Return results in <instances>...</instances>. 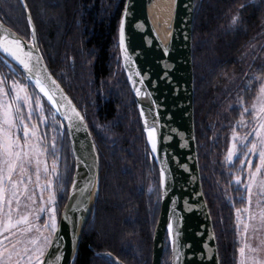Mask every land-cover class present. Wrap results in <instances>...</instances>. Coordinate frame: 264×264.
<instances>
[{"label":"trees","instance_id":"obj_1","mask_svg":"<svg viewBox=\"0 0 264 264\" xmlns=\"http://www.w3.org/2000/svg\"><path fill=\"white\" fill-rule=\"evenodd\" d=\"M195 1L192 59L202 185L221 264H238L242 241L237 215L248 204L243 184L246 149H241L231 163L224 164L223 160L232 125L253 103L264 80V65L247 64L243 57L264 37V0ZM26 2L45 61L81 110L100 155V194L75 264H115L111 258L99 257L102 252L126 264H151L161 211L160 176L155 161L153 167L151 164L154 153L142 128L118 47L126 0ZM234 15L239 17L235 25L231 23ZM0 18L22 38L31 39L20 0H0ZM263 53L264 48L260 51ZM5 66L1 60L0 69ZM20 78L40 107L33 105L31 119L23 115L24 123L30 130L36 125L35 140L45 150L46 164L48 161L52 167L56 161L52 207L58 224L75 170L71 145L48 101L21 73ZM171 258L167 243L162 264H171Z\"/></svg>","mask_w":264,"mask_h":264},{"label":"water","instance_id":"obj_2","mask_svg":"<svg viewBox=\"0 0 264 264\" xmlns=\"http://www.w3.org/2000/svg\"><path fill=\"white\" fill-rule=\"evenodd\" d=\"M158 1L126 0L118 32L123 70L135 96L151 150L146 127L156 130L157 149L152 150L151 164L153 167L155 161L160 176L161 211L154 231L151 264L163 263L167 243L171 264H221L214 222L204 195L196 139L192 59L196 1L172 0L169 33L165 30L167 17L160 13ZM20 3L32 37L30 40L22 38L0 18V59L7 67H16L42 94L59 118L62 130L68 134L75 170L46 256L54 253L60 256L58 264H75L83 233L100 194V155L81 110L45 61L26 0ZM154 14L156 23L153 22ZM13 41H19V47ZM3 45L15 51L30 67L39 58V76L53 90L55 105L36 86L37 73L27 72L18 60L3 50ZM72 108L83 120L75 116ZM169 224L172 225L171 234ZM98 256L111 258L115 264H126L110 253L102 252Z\"/></svg>","mask_w":264,"mask_h":264},{"label":"snow or ice","instance_id":"obj_3","mask_svg":"<svg viewBox=\"0 0 264 264\" xmlns=\"http://www.w3.org/2000/svg\"><path fill=\"white\" fill-rule=\"evenodd\" d=\"M243 7V5H241ZM239 20L238 15L232 17L231 23L233 25L237 24ZM123 30H121V45L123 46ZM19 47V41H13ZM3 50L10 53L20 64L23 65L24 69L29 72H36L37 78L35 80L36 86L40 89L41 92L51 101L54 105L57 101L54 98V92L51 88L47 86L45 81L39 76V58L35 65L29 66V63L21 59V57L7 45H3ZM51 84L55 86L56 82L51 81ZM13 89L17 90L16 99H19V92L24 91L23 85L13 84ZM3 91V89H0ZM261 91L264 92V86H262ZM139 94V90H137ZM29 97L27 94L24 96V100L27 101ZM39 103V100H37ZM71 111L78 117L80 120H83V117L80 116L79 112L75 108H72ZM247 111V109H245ZM71 119V117H67ZM27 119H31V111L28 114ZM14 120L19 121L15 123ZM4 127H0V214H2L3 219L0 220V248H3V251H0V264H20L21 259L27 257L25 264H58L60 261V256L55 255L54 253H48L46 256V250L51 246L52 240L48 236H43V241L41 242V236L43 235V229L36 227L35 231L40 233V235H33L31 238L21 239L24 233L31 232L34 227V222L29 221V210L33 215V220H38L40 217L38 213L50 212L52 213L49 217L51 221V230L54 232L57 227L56 215L54 208H45L41 204L38 208H32L31 205L35 204V193H30L25 197L24 207L22 208L21 197L25 196V192L28 191V183H31V175L27 176V182H25L24 177L27 175L28 166H31L35 162V174H36V183L39 186L40 181V172L41 164H44L43 171L45 174L49 172L48 166L45 161L40 157L43 155L44 149H41L37 144L32 143L31 137L36 136V125H32L31 130L29 129L28 124L24 123V117L20 112L19 107L16 109L15 117L13 116L12 106L8 105L4 108L3 119L0 121ZM58 123V122H57ZM155 123V122H153ZM20 127L23 128V138L16 135L12 129ZM260 129H264V122L260 123ZM148 133V138L152 144V150L156 151L157 144L155 139V128L146 127ZM235 135V133H234ZM256 135L261 137V132L259 129H256ZM23 139V143H21ZM242 139H247V136ZM55 138H53V150L55 149ZM257 143L260 145L259 148V160L260 164L256 166V170L259 171L261 167H264V137H261L256 143H252V147L249 149V152H255L257 150ZM242 147L247 148L248 145L244 144ZM54 154V153H53ZM248 155V153H244ZM233 156V151L229 150L228 159L231 160ZM251 164V161H249ZM57 171L56 161H53L51 172L55 173ZM163 178V171L161 173ZM256 173L252 172L249 174L250 182L247 185L249 194H251L252 183ZM16 176L17 178H14ZM237 182L239 183V177H237ZM53 181L49 179L47 181V188H50ZM264 185V181L261 182ZM23 186V187H21ZM44 189H42L43 191ZM8 193L7 198L5 193ZM43 196L41 195V200ZM54 193L49 194L48 203H54ZM30 201L31 204L27 202ZM15 202V216L13 203ZM5 207L7 211H5ZM24 225V227H20ZM45 228L48 227L47 222H45ZM169 232L171 234L172 225L169 224ZM20 234L18 236L17 234ZM7 242L8 247L4 248V243ZM23 243L24 247L19 249V245ZM31 246V247H29ZM7 252L8 258L4 259V253ZM15 255L20 259L15 262L11 257ZM54 257V258H53Z\"/></svg>","mask_w":264,"mask_h":264},{"label":"rangeland","instance_id":"obj_4","mask_svg":"<svg viewBox=\"0 0 264 264\" xmlns=\"http://www.w3.org/2000/svg\"><path fill=\"white\" fill-rule=\"evenodd\" d=\"M264 48V37L257 40L254 46L249 50L246 51L243 57H246L247 64H257L264 65V53L260 54L261 49ZM260 54V55H259ZM262 57V58H261ZM264 79V77H263ZM16 85H23L24 91L19 92V99H16L17 90L13 89V85L11 86V90L9 92L5 89L4 81L1 79V72H0V121L3 119V111L4 108L8 105L12 106L13 116L15 117L16 109L19 107L20 112L22 115L29 114L31 111V107L33 105L39 106L37 100L34 98L32 90L28 88V84L20 83ZM262 86H264V80L259 87V92L256 98L253 100L249 106L242 111V118L239 122L233 124V129L229 134L228 144L225 151L224 157V164L231 163L233 160L238 156L241 149H246V153L243 160L246 166V177L244 188L246 189L248 195V204L247 207L238 212L237 218V230L239 231V239L242 241V246L240 249V256L238 259V264H264V185H262V181H264V167H261L259 171L256 170V166L260 164L259 160V148L260 145L257 143V150L255 152H249V149L252 147V143H256L261 137H264V129H260V123L264 122V92L261 91ZM27 94L29 99L27 101L24 100V96ZM14 101V104H13ZM15 106V107H14ZM247 109V111H245ZM42 114V111H38ZM32 116V112H31ZM16 122V120H14ZM19 123V121H17ZM0 127H4L2 123H0ZM256 129H259L261 132V137L256 135ZM12 131L23 138V128L20 127L19 130L17 128H13ZM235 133V135H234ZM41 135V134H40ZM47 135V134H46ZM42 136V135H41ZM40 136V140H41ZM247 136V139H242L243 137ZM36 137H31V141L34 144H37ZM21 143H23V139H21ZM244 144H247L248 147H242ZM229 150L233 151L232 159H228ZM43 161L44 155L40 157ZM251 161V164H249ZM46 162V161H45ZM255 162L257 164L255 165ZM47 166L49 172L47 174L44 173L43 168L44 164H41V172H40V181L39 186L36 183V174H35V162L31 166H28L27 175L24 177L25 182H27V176L31 175V183H28V191L25 192V196L21 197L22 205L24 207L25 197L30 193H35V204H32V208H38L41 204L44 205L45 208H53L52 204L48 203V198L50 193H54V175L55 173L51 172L50 163L47 161ZM255 172V178L251 181L252 183V190L251 194H249L247 185L250 182L249 174ZM14 178H17L14 176ZM51 179L53 181L50 188H47V181ZM240 180V179H239ZM23 187V186H21ZM42 189H44L42 191ZM8 193H5V197L7 198ZM41 195L43 199L41 200ZM31 204L30 201L27 202ZM14 208V216H15V202L13 203ZM5 211L7 208L5 207ZM29 221L34 222V227L31 232L24 233L21 239L24 238H31L33 235H40L35 231L36 227H40L43 229V235L41 236V242L43 241V236H48L51 240L52 231L51 230V221L49 217L52 213L44 212L38 213L39 219L33 220V215L31 214V210H29ZM3 219L2 214H0V220ZM45 222H47L48 227L45 228ZM2 226V225H0ZM20 227H24V225H20ZM57 228V227H56ZM20 236V234H17ZM8 247L7 242L4 243V248ZM19 249L24 247V244L21 243ZM31 247V246H29ZM0 251H3V248H0ZM47 252V250H46ZM8 258L7 252L4 253V259ZM11 259L15 262L16 260L20 259L19 257L13 255ZM27 257L21 259L20 264H25Z\"/></svg>","mask_w":264,"mask_h":264},{"label":"flooded vegetation","instance_id":"obj_5","mask_svg":"<svg viewBox=\"0 0 264 264\" xmlns=\"http://www.w3.org/2000/svg\"><path fill=\"white\" fill-rule=\"evenodd\" d=\"M0 72H1V76H2L1 79H3L4 85H5V89L8 92H9V90L12 91L11 90V86L13 84H20L21 83L20 73L16 69V67H7V66H5L4 68L0 69Z\"/></svg>","mask_w":264,"mask_h":264},{"label":"bare ground","instance_id":"obj_6","mask_svg":"<svg viewBox=\"0 0 264 264\" xmlns=\"http://www.w3.org/2000/svg\"><path fill=\"white\" fill-rule=\"evenodd\" d=\"M158 9H159V11H160V13H163V14H165L166 15V17H167V20H166V28H165V30H166V33H169L170 32V30L168 29V22H169V20H170V12H171V10H172V5H173V2H172V0H159L158 1ZM157 18V16H156V14H154V16H153V22L154 23H156V19ZM155 136H156V130H155Z\"/></svg>","mask_w":264,"mask_h":264}]
</instances>
